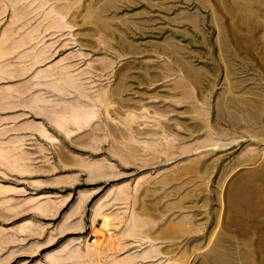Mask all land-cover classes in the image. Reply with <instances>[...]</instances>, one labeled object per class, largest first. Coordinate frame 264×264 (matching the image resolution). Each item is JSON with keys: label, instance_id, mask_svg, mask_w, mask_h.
<instances>
[{"label": "rangeland", "instance_id": "rangeland-1", "mask_svg": "<svg viewBox=\"0 0 264 264\" xmlns=\"http://www.w3.org/2000/svg\"><path fill=\"white\" fill-rule=\"evenodd\" d=\"M125 259L264 264V0H0V264Z\"/></svg>", "mask_w": 264, "mask_h": 264}, {"label": "bare ground", "instance_id": "bare-ground-1", "mask_svg": "<svg viewBox=\"0 0 264 264\" xmlns=\"http://www.w3.org/2000/svg\"><path fill=\"white\" fill-rule=\"evenodd\" d=\"M14 47H15V46H14ZM3 51H4V50H3ZM1 54H2V53H1ZM36 59H37V58H36ZM36 61H37V60H36ZM37 62H39V61H37ZM149 84H150V83H149ZM62 86H63V85H62ZM73 86H74V85H73ZM59 87H60V86H59ZM190 87H191V86H190ZM63 88H64V87H63ZM72 88H73V87H72ZM64 89H65V88H64ZM77 89H78V87H77ZM59 90H60V89H59ZM62 90H63V89H62ZM78 90H80V89H78ZM77 92H78V91H77ZM62 93H63V92H62ZM79 95H80V94H79ZM87 95H88V94H87ZM82 98H83V97H82ZM100 100H101V99H100ZM100 103H101V101L99 102V104H100ZM105 104H108V103L105 102ZM104 106H105V105H103V107H104ZM103 111H104V110H103ZM127 114H128V113H127ZM127 116H128V115H127ZM131 117H132V115H131ZM137 117H138V116H137ZM143 118H144V117H143ZM86 122H87V121H86ZM129 122H131V121H129ZM137 124H138V123H137ZM130 141H131V140H130ZM135 141H137V140H135ZM135 141H134V142H135ZM131 142H132V141H131ZM146 142H148V141H146ZM146 142H145V143H146ZM118 143H119V142H118ZM135 143H136V142H135ZM145 143H144V144H145ZM148 143H150V141H149ZM148 143H147V144H148ZM152 143H154V142H152ZM152 143H151V144H152ZM122 144H123V143H122ZM134 145H136V144H134ZM138 145H139V144H138ZM157 145H158V144H157ZM165 145H166V144H165ZM168 145H169V144H168ZM163 146H164V145H163ZM166 146H167V145H166ZM169 146H170V145H169ZM136 147H137V146H136ZM144 147H145V146H144ZM144 147H143V149H144ZM132 148H133V147H131L130 149H132ZM159 148H160V147H159ZM168 148H169V147H168ZM128 149H129V148H128ZM130 149H129V150H130ZM140 150H141V149H140ZM145 150H146V148H145ZM133 151H134V150H133ZM115 153H116V152H115ZM128 153H129V152H128ZM116 155H117V154H116ZM128 156H130V155H128ZM166 157H167V156H166ZM129 159H130V157H129ZM131 159H132V158H131ZM135 159H136V158H135ZM137 159H138V158H137ZM178 169H179V168H178ZM184 172H185V171H184ZM175 173H176V172H175ZM179 173H180V172H179ZM94 174H95V173H94ZM169 175H170V174H169ZM178 175H179V174H177V176H178ZM95 176H96V175H95ZM93 178H94V176H93ZM176 180H177V179H176ZM160 183H161V182H160ZM162 184H163V183H162ZM177 185H178V184H177ZM175 187H176V186H175ZM142 189H143V188H142ZM119 190H120V189H119ZM126 192H127V190H126ZM159 193H160V192H159ZM135 194H136V193H135ZM135 194H134V195H135ZM165 194H166V192H165ZM119 195H120V194H119ZM121 195H122V194H121ZM111 196H112V195H111ZM146 196H147V195H146ZM145 198H146V197H145ZM116 199H117V197H116ZM124 199H125V198H124ZM142 199H143V198H142ZM180 199H181V198H180ZM113 200H114V197H113ZM177 201H178V199H177ZM116 202H117V201H116ZM137 202H138V201H137ZM99 203H100V202H99ZM101 203H103V202H101ZM101 203H100V204H101ZM109 203H110V202H109ZM105 204H106V203H105ZM124 204H125V202H124ZM130 204H131V203H130ZM135 204H136V203H135ZM135 204H134V205H135ZM168 204H169V203H168ZM102 206H103V205H102ZM125 206H126V205H125ZM153 206H154V205H153ZM97 207H98V206H97ZM99 207H100V206H99ZM135 207H136V206H135ZM151 207H152V206H151ZM103 208H104V207H103ZM101 209H102V207H101ZM123 209H125V208H123ZM97 210H100V209H97ZM141 210H142V208L140 209L139 212H141ZM133 211H134V210H133ZM133 211H132V213H134ZM95 212H96V211H95ZM97 212H99V211H97ZM97 212H96V213H97ZM125 214H126V213H125ZM134 214H135V213H134ZM134 214H132V215H134ZM140 214H141V213H140ZM95 215H96V214H95ZM135 215L137 216L138 214H135ZM135 215H134V216H135ZM124 216H125V215H124ZM115 217H116V216H115ZM137 217H139V216H137ZM143 217H144V215H143ZM146 217H147V216H146ZM140 218H141V217H140ZM133 219H136V217H132V220H133ZM142 219H143V218H142ZM142 219H141V220L139 219V220L142 221ZM153 219H154V218H153ZM100 220H101V219H100ZM102 220H103V219H102ZM137 220H138V218H137ZM137 220H133V225H134V226H136V225H138V224L140 223L139 220H138V221H137ZM119 221H120V220H119ZM125 221H126V220H125ZM114 222H115V221H114ZM131 222H132V221H131ZM142 222H143V223H140V224H142V225H143L144 223H146L145 220L142 221ZM147 222H148V221H147ZM154 222H155V221H154ZM163 222H164V221H163ZM129 223H130V221H129ZM114 224H115V223H114ZM117 224H118V223H117ZM146 224H147V223H146ZM153 224H154V223H153ZM96 225H97V224H96ZM118 225H119V224H118ZM144 225H145V224H144ZM98 226H99V224H98ZM100 226H101V225H100ZM127 226H129V225H127ZM177 226H178V225H177ZM117 227H118V226H117ZM142 227H143V226H142ZM146 227H147V226H146ZM99 228H100V227H99ZM137 228H138V226H137ZM127 229H128V228H127ZM131 229H132V228H131ZM134 229H135V227H134L132 230L135 231ZM140 229H141V226L138 228V230H140ZM124 230H125V229H124ZM138 230H137V231H138ZM166 230H167V229H166ZM166 230H165V235L168 234V233H167L168 231H166ZM184 230H185V228H184ZM97 231H98V230H97ZM149 231H150V230H149ZM159 231H161V230H159ZM140 232H141V231H140ZM135 233H136V232H135ZM135 233H134V234L131 233V234L134 236ZM148 233H149V232H148ZM160 233H161V232H160ZM160 233L158 234V232H157L158 235H160ZM163 233H164V232H163ZM163 233H162V235H163ZM186 233H187V232H186ZM119 234H120V233H119ZM121 234H122V233H121ZM137 234H138V233H137ZM141 234L143 235L142 232H141ZM126 235H127V233H126ZM154 235H155V234H154ZM168 235H169V234H168ZM168 235H167V236H168ZM129 236H130V235H129ZM138 236H139V234H138ZM138 236H137V237H138ZM167 236H166V237H167ZM171 236H172V235H171ZM130 237H131V236H130ZM134 237H135V236H134ZM145 237H146V234H145ZM150 237H151V236H150ZM94 238H95V237H94ZM113 238H114V237H113ZM147 238H148V237H147ZM155 238H156V237H155ZM162 238H163V237H162ZM95 239H96V238H95ZM145 240H146V239H145ZM165 240H166V239H165ZM92 241H93V240H92ZM110 242H112V241H110ZM112 243H113V242H112ZM95 246H96V245H95ZM151 248H152V247H151ZM170 248H171V247H170ZM121 249H122V248H121ZM148 251H149V250H148ZM148 251H147V252H148ZM106 253H107V252H106ZM155 253H157V252L155 251ZM158 253H159V252H158ZM173 253H174V252H173ZM83 254H84V253H83ZM151 254H152V253H151ZM180 254H181V253H180ZM84 256H85V255H84ZM92 256H93V255H92ZM133 256H134V255H133ZM148 256H149V252H148ZM135 258H136V257H135ZM181 258H182V257H181ZM55 260H56V259H55ZM115 260H116V259H115ZM127 260H129V259H127ZM127 260L125 259V260H124V263L126 262V264H127ZM141 261H143V260H141ZM51 263H52V262H51ZM124 263H123V261L121 262V264H124ZM178 263H179V262H178ZM180 263H181V261H180ZM129 264H130V263H129ZM181 264H182V263H181ZM214 264H215V263H214ZM216 264H217V263H216Z\"/></svg>", "mask_w": 264, "mask_h": 264}]
</instances>
